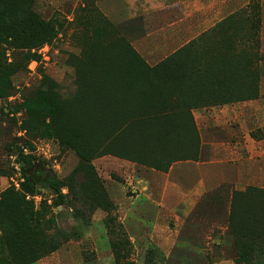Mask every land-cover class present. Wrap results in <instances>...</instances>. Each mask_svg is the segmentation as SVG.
Segmentation results:
<instances>
[{"label": "rangeland", "instance_id": "374dc122", "mask_svg": "<svg viewBox=\"0 0 264 264\" xmlns=\"http://www.w3.org/2000/svg\"><path fill=\"white\" fill-rule=\"evenodd\" d=\"M216 2L215 7L199 16L203 17V25L199 19V27L191 32L198 36L192 39L197 43V51L228 53L237 47L243 53L262 56L260 95L256 99L235 101L229 106L241 110L244 119L240 122L232 117L228 119L230 126L253 137L248 143L243 140L245 155L242 162H234L230 156L220 157L211 149L213 140L234 141L236 138L229 130L230 126L220 128L216 121L208 124L199 119L202 135L196 124L200 138L197 158L190 157L195 153V141L178 153L186 158L176 161L201 159L206 161L203 167L211 177L216 178L218 174L225 178L224 184L207 185L198 199L187 198L180 192L179 187L185 185L186 180L183 175L152 173L155 184H150L142 174L143 169L151 167L147 162L158 160L163 166L167 164L169 147L155 146V138L164 134V130L173 132L170 125L173 123L177 127L179 118L164 120V130L163 121H146L124 144L123 149L131 154L130 157L108 153L87 163L74 149L45 132L50 118L40 117V122L35 123L24 105L39 88H46L51 81L65 96L72 95L81 77L76 58L82 57L92 42L108 41L101 39L100 34L114 36L118 31L110 26L95 0H34L32 10L51 21L58 28V36L32 48L0 44L2 63L10 69L18 67L17 72L6 75L8 89L5 96L0 97V200L5 190L19 191L28 205L26 208L36 213L34 220L27 219L25 223L33 228L36 237H40L42 250L37 260L30 264L40 260L45 264H244L236 262L239 249L229 216L236 192H243L250 186L264 189V143L261 145L260 141L264 137V0ZM233 14L237 21L234 26L225 22ZM165 18L163 16L161 23L159 19H151V29L164 24ZM222 22L225 24L220 26ZM135 46L143 51L152 45L147 39L136 42ZM27 52L35 56L26 60ZM138 53L142 56L143 52ZM167 93L161 95L165 105L170 102ZM186 101L193 100L186 98ZM224 105L215 109L224 110ZM209 109L214 108L210 106L206 110ZM218 112L227 116V111ZM28 120L31 127L27 125ZM187 123L182 134L189 140L194 128L189 121ZM252 132L257 136L254 137ZM202 136L206 149L201 150ZM28 155L46 163L62 184L59 190L40 183L35 185L34 192L24 189L23 167L26 163L22 156ZM241 163L245 166L242 176L249 180L243 185H235L232 180L241 176L236 168L241 167ZM32 173L33 169H29L28 174ZM169 180H173L176 187L168 183L166 189ZM248 201L244 208L261 214L264 227V194L255 193ZM13 214L22 216L20 219L29 217L24 211ZM0 215L5 216L1 206ZM245 222L249 223V220ZM3 237L0 224V258L7 261L13 257L2 242ZM262 243L264 248V237ZM148 252L151 260L147 258ZM256 254L252 264H264V254Z\"/></svg>", "mask_w": 264, "mask_h": 264}, {"label": "trees", "instance_id": "16d2710c", "mask_svg": "<svg viewBox=\"0 0 264 264\" xmlns=\"http://www.w3.org/2000/svg\"><path fill=\"white\" fill-rule=\"evenodd\" d=\"M33 3L34 0H0V44L32 48L51 42L58 36V28L32 10ZM225 22L233 26L237 24L234 14L227 17ZM118 31L112 37L100 34L101 39L108 41L92 42L86 47L83 56L76 58L81 77L72 95L65 96L58 90L57 84L51 81L46 88H39L24 104L35 123L40 122V117L50 118L45 132L59 138L62 145L74 149L87 163L108 153L130 157L131 154L123 149L124 144L133 138L146 121H163L164 130V120L179 118L177 127L173 123L170 125L174 133L164 130V134L155 138V146H162L163 149L169 147L166 150L169 156L167 164L163 166L158 160L147 162L151 167L166 171L177 158H186L178 153L192 146L194 141L195 153L190 157H198L200 138L195 121L192 117L189 120L182 119L192 107L256 99L260 95V55L246 51L243 53L237 47L228 53L198 52L197 43L192 40L157 65L151 66ZM233 45L230 42V46ZM25 55L26 60L35 56L31 52ZM17 71L18 67H6L0 54V97L5 96L8 89L6 75ZM174 83L180 87L170 88L169 85ZM166 92L168 98L177 92L179 95H189L188 98L192 100V95L196 93L197 99L187 106H183V102H178V106L165 105L161 95ZM160 103L161 107L158 106ZM183 107H186L187 113L180 112ZM188 121L194 128L189 140L182 134ZM27 125L31 127L29 120ZM252 135L257 136L253 132ZM22 157L26 163L23 167L26 178L24 189L34 192L35 185L40 183L46 188L59 190L61 182L44 161L30 155ZM29 169H33L32 174H28ZM255 193L264 194V189L250 186L234 194L229 218L239 249L237 263L252 264V258L258 255L256 252L264 254L262 215L244 208ZM23 200L21 193L13 189L1 194V212L5 215H0L4 230L2 242L13 257L7 261L0 258L2 264H30L37 260L42 250L40 237H36L33 228L25 223L27 219L34 220L36 213L27 209L28 205ZM14 211H24L29 217L20 219L22 216H15ZM245 220H249V223ZM147 258L152 259L150 252Z\"/></svg>", "mask_w": 264, "mask_h": 264}, {"label": "crops", "instance_id": "0c3cea01", "mask_svg": "<svg viewBox=\"0 0 264 264\" xmlns=\"http://www.w3.org/2000/svg\"><path fill=\"white\" fill-rule=\"evenodd\" d=\"M95 5L112 23V25L120 31L121 35L125 36L136 49V42L146 41L147 39L150 40V44L152 46L149 47V50H137L140 53L143 52L142 56L151 66H155L166 57L175 53L182 46L186 45L192 39L198 37L197 35H193L191 32H193L196 27H199V19L203 25V17L199 16L205 10L215 7L217 2L216 0H95ZM163 16H166L165 19H167V21L152 30L151 19L156 18L159 19V22H162ZM149 29L151 30L149 31ZM201 32H199V35L202 34ZM188 34H192V36L188 38ZM167 50L169 51L166 52ZM159 56L160 58L158 60L153 61V59H157ZM173 86H176V88L180 87V85L178 86L176 83L169 85L170 88H173ZM186 98L188 99L186 95H179L177 92H174L169 96V104L178 105V102H183V106H187L191 101L187 102ZM196 99L197 97L195 93L193 100ZM263 101L264 100L262 99V102ZM240 102L244 103L246 101ZM232 103L233 102L210 105L214 108L213 110H206L207 107L210 106L192 107L190 109V113L186 114L182 119L189 120V118L192 117L197 125L199 124V119L208 122V124L216 121L219 123L220 128H228L230 126L228 119L234 117L240 122L244 120L241 110L229 108ZM222 104H225L224 110L215 109L216 106H221ZM238 104L241 103L238 102ZM180 110V112L183 113H187L188 111L186 107H183V109L181 108ZM218 111H227V116H224ZM232 112L236 113L232 114ZM263 113L264 109L262 107V114ZM230 128L231 129L229 130L236 134L235 140H213L210 144L211 149L220 157L230 156L234 159V162H242L245 155V143L243 140L246 139L245 142L248 143L253 137L251 138L248 134L243 135L242 129H234L231 126ZM198 130H200V135H202L201 127H199V125ZM201 139V150L204 148L206 149V147H204L205 142L203 136ZM260 141L262 145V143H264V137H262ZM205 162L206 161H202L201 159L174 161V163L170 165L169 169L166 171L150 167L148 169H143L142 174L150 180V184H155L152 182V173H161L159 175H174L177 173L179 176L183 175L186 177V180L184 183L185 185H181V187H179L180 192L187 198L198 199V197H201V194H203L207 185L225 183L224 176H219L218 174H216V178H214L213 175L212 177L210 176L208 171L203 167V163ZM243 164L244 163H241V167L239 168L236 167L241 176L238 177L239 179L237 180H232L235 185H243L247 180H249L246 176H242L245 173V166ZM168 183H171L174 187H176L173 180H169L165 184L166 189V185ZM187 198L185 199L186 205L188 200ZM34 264H45V262L44 260H40Z\"/></svg>", "mask_w": 264, "mask_h": 264}]
</instances>
